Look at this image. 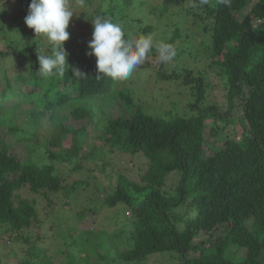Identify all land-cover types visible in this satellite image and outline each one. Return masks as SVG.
<instances>
[{
  "label": "trees",
  "instance_id": "1",
  "mask_svg": "<svg viewBox=\"0 0 264 264\" xmlns=\"http://www.w3.org/2000/svg\"><path fill=\"white\" fill-rule=\"evenodd\" d=\"M75 1L76 19L81 23L87 19L91 34L92 21L100 18L120 24L126 40L154 35L159 43L153 44L152 53L160 44H170L182 66L171 67L164 62L159 74L191 87L194 98L188 107L194 112H149L131 92L115 89L117 80L97 76L95 56L86 55L88 44L79 43L83 35L77 40L71 30L72 37L64 45L68 64L63 75L45 78L38 72V55H52L50 43L44 51L37 41L22 48L17 43L1 48L0 101L23 99L30 103L26 108L33 123L38 114L44 116L50 111L51 129L43 139L38 137L36 125L24 129L29 133L28 138H21L26 150L0 136V237L9 235L26 244L21 264H144L153 253L166 251L176 253L178 264H264V0H230L227 5L222 0H83L82 6ZM3 11L0 9V14ZM177 16L181 23L174 20ZM6 26L0 20V34ZM193 27L202 37L197 43L188 32ZM199 55L208 70L216 72L215 67H224L216 73L227 79L226 108L216 101L207 72L186 66L190 59L198 62ZM13 64L15 74L9 68ZM150 66L148 61L139 68ZM107 94L112 107H119L117 114L106 115L103 137L107 145L82 156L81 148L89 134L85 128L67 125L66 118L56 111L69 102ZM95 102V98L90 105L80 102L69 117L90 118ZM237 108L242 110L238 116ZM97 109L106 113L102 105ZM208 111H212L216 124L235 123L236 134L224 133L223 127L216 125L209 135L216 141L223 137V143L209 140ZM10 119L9 130L19 131L22 127ZM3 120L0 118V126ZM67 133L72 134V144L64 147ZM38 150L53 161H68L73 169L86 171L89 167L83 158L96 161L99 153L120 150L143 153L149 159L143 183L117 172L113 156L96 164V183L105 179L117 184L110 194L99 195L100 203L97 200L94 207L71 216L84 227L64 222L67 227L59 234L67 249L56 250L62 253L63 261L55 260L49 248L40 243L39 235L33 239L29 233L33 224L41 221L38 199L29 193L42 195L47 206L54 208L58 194L67 195L85 181V185L90 184V170L86 180L66 182L54 162L38 163L21 157ZM175 171L180 176L175 187L163 189ZM103 207L119 209L116 217L124 221L118 234L124 237L122 242L116 240V231L85 226L90 215H99ZM130 210L135 218L128 215ZM230 245L244 250V255L230 259ZM74 247L82 253L76 255Z\"/></svg>",
  "mask_w": 264,
  "mask_h": 264
},
{
  "label": "rangeland",
  "instance_id": "2",
  "mask_svg": "<svg viewBox=\"0 0 264 264\" xmlns=\"http://www.w3.org/2000/svg\"><path fill=\"white\" fill-rule=\"evenodd\" d=\"M69 7L74 14L69 22V27L67 31L71 30V32L76 33L77 40L78 36L83 35L84 39L81 40L79 43L86 45L88 41L92 38V34L89 30L88 20L86 19L83 23L79 22L76 19L77 13V1L75 0H68ZM28 0H0V9L4 10L2 14H0V20L2 23H6L7 26L4 32L0 34V49H7L8 45H12L17 43L20 48L25 45L33 44L37 41V46L41 51H44L49 46V42L45 36L37 35L33 29L29 28L24 21L25 16L28 14V8L26 5ZM21 7V8H20ZM21 11L22 13L15 14V12ZM175 21L182 22V18L177 16ZM194 30V32H193ZM188 32L192 37H194L196 43L201 41L202 37L197 35L199 29L193 27L188 29ZM159 37V33L155 34ZM72 37V35L70 36ZM153 44L159 43L158 39L154 38L153 35ZM74 44L77 45V42ZM75 45V46H76ZM158 51L151 52L149 54V58L146 62L149 61L151 63L150 67L146 68H137L132 76L124 81H118L117 86L115 89L128 91L133 94L136 98L135 101L139 104H143L144 106L148 107V111L154 114H163L169 115L172 113H178L181 115H190L194 111L190 107V103L193 101L194 94L192 92L191 87L184 85L181 81L172 80L170 78H165L160 76V70L162 68V63L159 62L158 59ZM176 59V60H175ZM178 58H174L171 62H165L168 66H182L181 61L177 62ZM198 62H194L193 59H190L186 66L193 68L197 71V69L205 70L209 79L211 80L212 84L214 85L213 93L215 94L216 101L221 105V107L226 108V93L228 88L225 86L227 84V79L223 77L221 74H217L216 72H221L224 67L221 65L215 67V71L208 70L206 67L205 62L202 59V56L199 55L197 57ZM0 61L2 59L0 58ZM16 61V60H15ZM9 68L11 69L12 73L15 74L16 66L15 64L10 65ZM151 70V71H150ZM218 70V71H217ZM151 72V73H150ZM4 82V81H2ZM0 84V88H2ZM128 87L129 89L125 88ZM126 89V90H125ZM69 92H73L70 88L67 89ZM75 94V93H74ZM109 94L107 95H95L92 98H95V103L93 104L95 107L93 113L90 115V118H85L81 120H75L72 117H69L70 110L74 108L77 104H92V98L88 100H83L77 102H69L65 106L60 107L56 113L61 115V117L66 118V124L70 127H82L85 128L84 131L86 134H89V139L81 148V155L84 156L87 153L93 152L98 147H105L106 141L104 139L105 134V125H106V115H113V113L117 114V110L119 107H112L111 102L108 98ZM33 98L31 100H34ZM118 99V98H116ZM1 100V98H0ZM24 100H10L8 99L6 102L0 101V118H3V122L1 123L3 128L0 130V136L5 135L10 142H15L16 146L22 150H26V144L21 141V138H28L29 137V127L32 125H36L39 132L38 137L40 139L44 138V135L51 129L50 123V115L51 112L48 111L44 116L38 114L37 120L34 121L30 119L29 116V108L26 106H30V103H26ZM4 102V104H2ZM119 103V102H118ZM99 105H102L106 113H101L99 109ZM27 112V113H26ZM111 113V114H110ZM235 114L238 116L242 114L241 108L235 109ZM212 111H208L207 114V126H206V133L209 135V130L217 126L223 127V132L227 134H231L234 136L237 132V127L235 123H228L225 124L223 122H218V124L214 123L212 120ZM5 116V117H3ZM115 116V115H114ZM10 117H13L14 122L22 127L19 131L11 132L9 130L10 125H12V120ZM68 117V118H67ZM225 126V127H224ZM25 127V128H24ZM28 130H24V129ZM35 129H31L34 131ZM30 132V131H29ZM222 137V135L220 136ZM102 138V139H101ZM209 140H215V143L221 144L223 143V137L220 139H216L212 136H208ZM241 135L237 136V139L240 140ZM64 147H69L72 144V134L67 133L64 137L62 142ZM117 151V152H116ZM113 154L110 152L107 153H99L96 161L90 157V159L83 158V164L85 163L89 169L86 171L85 169H73V164L68 163V161L62 160H52L49 159L41 150L34 153H28L21 155L22 158L27 160H36L38 163H55L57 166L58 171L61 176L64 175L66 182L73 183L74 180L88 178V171L90 170V184L85 183L76 186L69 194L65 195L64 193L57 195V202L56 206L53 208L51 206H47L48 201L40 194H31L30 196H35L38 199V207L40 212V222H36L33 224L29 233L31 234L32 238L35 239L39 235V241L43 246L49 248L52 252L51 254L55 257V260H62L63 256L62 253L57 252L59 250L62 252L64 249H67V243L64 242L62 238H60L59 234L62 229L67 227L65 221H69V225L74 223V226H82L79 219L71 220V216L76 214V212L80 213L84 210H89L90 208L94 207L97 200L100 203L99 195H108L111 193V188L116 186L117 181L114 180L113 183H108L105 179L99 180L97 183L94 179L98 174V168L96 164H101L106 159H109L111 156L114 157L112 161L115 165L114 169L117 172L125 173L128 178L131 180L137 181L139 183H143V175L146 171V165L148 163V158L143 153H122L120 150H116ZM178 173L171 172V176L167 178L166 184L163 186V189H173L175 187L176 182L179 180ZM102 193V194H101ZM102 198V197H101ZM96 201L94 202V200ZM68 203V206H65L64 203ZM74 211V212H73ZM119 211L118 208H108L103 207L99 215L97 213H93L90 215L88 219V228H97V229H108L111 231H116V235H118L123 226V217L119 219L116 217L117 212ZM128 215L132 216L133 218L136 217V214L133 210L128 211ZM62 225H59V223ZM56 229V230H55ZM124 236V235H123ZM124 237L117 236L116 240L120 243ZM26 244L23 241L16 242L9 235H4L0 237V264H21L22 261V248H25ZM236 245H230V252L229 255L232 256L230 259L239 258L244 255V250L236 249ZM123 250L124 248L121 247ZM76 255H80L82 253L75 247L72 248ZM236 251V252H235ZM93 256V255H92ZM55 263H58L56 262ZM93 261H98L94 260ZM116 261L115 263H117ZM179 260L176 253L173 252H156L153 253L148 260L145 261L144 264H178ZM122 264H141L137 262L127 263L125 261Z\"/></svg>",
  "mask_w": 264,
  "mask_h": 264
},
{
  "label": "clouds",
  "instance_id": "3",
  "mask_svg": "<svg viewBox=\"0 0 264 264\" xmlns=\"http://www.w3.org/2000/svg\"><path fill=\"white\" fill-rule=\"evenodd\" d=\"M222 2L227 5L230 0ZM79 3L82 6L83 0ZM202 3H207V0H202ZM73 14L68 0H31L28 5L25 24L37 35L45 36L52 46V55H38V72L45 78L65 72L68 52L64 45L70 38L67 29ZM92 24V38L88 41L90 51L86 55L95 56L97 76L124 81L148 60L153 48L150 36L126 40L125 31L118 23L97 18ZM157 51L160 63L171 62L176 56V50L170 44H160Z\"/></svg>",
  "mask_w": 264,
  "mask_h": 264
}]
</instances>
